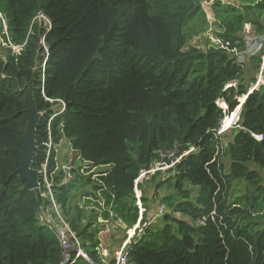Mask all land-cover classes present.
I'll return each mask as SVG.
<instances>
[{"label": "trees", "instance_id": "trees-1", "mask_svg": "<svg viewBox=\"0 0 264 264\" xmlns=\"http://www.w3.org/2000/svg\"><path fill=\"white\" fill-rule=\"evenodd\" d=\"M210 10L221 44L208 41L203 49L188 45L191 32L211 25L201 0H0L6 25L0 17V264L61 262L55 232L39 220L48 199L25 188L16 171L29 89L40 114L31 167L40 170L46 161L49 139V173L61 140L81 160L103 167L96 178L81 165L66 182L61 170L49 176L88 257L72 264H113L99 253V233L107 223L132 228L139 218V174L161 153L191 147L167 172L137 182L144 212L141 232L124 248L128 261L264 264V84L248 93L258 72L264 80V51L249 57V82L245 63L231 51L245 47L248 23L264 39V0H213ZM244 95L228 128L232 138L224 141L217 130L224 118L228 125ZM148 180L156 181L150 195L170 189L159 197L157 209L164 211L153 220L143 187ZM84 197L96 200L92 208ZM126 235L125 229L122 242Z\"/></svg>", "mask_w": 264, "mask_h": 264}, {"label": "built area", "instance_id": "built-area-1", "mask_svg": "<svg viewBox=\"0 0 264 264\" xmlns=\"http://www.w3.org/2000/svg\"><path fill=\"white\" fill-rule=\"evenodd\" d=\"M1 17V15H0ZM38 17H43L45 20V16L42 14H39ZM1 22L3 25L4 30L6 29L5 21L1 17ZM48 22V20H47ZM257 41V40H256ZM214 42L216 44H221L220 40L215 38ZM258 44H255L253 46H248L247 43L243 49H238V48H233L231 51L234 54L237 62L240 65H243L246 61L247 58L250 56L254 55L257 53L261 48H263L264 51V39L263 42L257 41ZM14 49H17V47H13ZM264 59V54L262 56ZM59 103V109L61 112L64 109V102L62 100H58ZM223 103V102H222ZM224 105V103H223ZM222 106V104H221ZM225 106V105H224ZM222 106V107H224ZM54 115V114H53ZM52 115V116H53ZM52 116L50 118H52ZM225 119V118H224ZM224 119L217 130V134H223L229 127H231L230 122L228 125L224 124ZM61 144V145H60ZM63 145V146H62ZM53 147L51 143V139L48 141V148H47V158L44 163L41 164L40 170H38V185L36 190L41 191L40 195L42 197H46L48 199V203L40 207V212H39V220L43 224H46L49 226L54 232L55 235L58 239L60 249H61V262L60 264H72L75 261V258L82 256L85 259H88L87 255L83 252L80 241L77 237L76 232L71 228L68 220L65 218L63 215L60 205L57 203L55 197L53 196V193L51 191V186H52V181L49 176L54 171L61 170L63 172V178L62 181L66 182V180L70 177V171L73 167L81 165V172L83 174H89L88 172H91V175H94L95 172L91 169V165L88 164L87 162L81 160L79 154L74 151L71 148V145L66 141V140H61L58 145H55V151L57 153L56 155V165L54 170L49 173L47 171V159L49 156L50 149ZM193 148H189L187 151L182 152L181 154H177V149H171L166 152L161 153L160 159L152 165V167L148 170H143L139 176L137 177L135 183L139 180H141L143 177H146L149 174L154 173L155 171H161L163 173L167 172L168 169L173 168L175 163L179 161V159L182 157V155L186 154L187 152L191 151ZM93 166V165H92ZM98 167V166H95ZM90 168V169H89ZM89 169V170H88ZM103 173L97 172L95 176H99ZM39 176H41V180H39ZM134 186V191H135V197H136V203L139 208V218L137 222L133 225L131 230L127 233L125 240H123L121 246L116 250L115 255L113 257L114 262L113 264H134L128 261V258L125 254L124 248L126 244L129 242L130 238L134 235L135 231L137 230L138 233L141 232V225H140V217L143 211L142 204L140 201V195L141 193L138 191L137 186ZM85 199H91V202L88 204L86 208H92L93 206V201H96L95 199H92L91 197H84ZM99 204H102V200L97 199ZM164 211V207L162 205H159L157 212L153 215L151 220L154 218L160 216ZM100 221L103 223H107V220H102L101 217L99 218ZM145 224H148L145 223ZM106 226V225H105ZM99 253L102 256L103 260H106L107 258V249L106 246L102 245L100 243L99 245Z\"/></svg>", "mask_w": 264, "mask_h": 264}, {"label": "rangeland", "instance_id": "rangeland-1", "mask_svg": "<svg viewBox=\"0 0 264 264\" xmlns=\"http://www.w3.org/2000/svg\"><path fill=\"white\" fill-rule=\"evenodd\" d=\"M212 1L213 0H201V7H202L203 11L206 14V17H207V19L209 21L208 23H210L213 20L212 12L210 10V4H211ZM224 1H231V0H224ZM42 18L43 17H38L39 20L42 19ZM46 22H47V20H46ZM213 29L214 28L212 27V24H211V25H208L206 31H203V32H200V33H197V34H193L191 32V37H190V40H189L188 45H191V46L192 45H194V46L197 45V46H199V47H201V48L204 49L205 46H207L208 41L216 44V42H214L215 37L212 34ZM242 35H243L244 41L247 43L248 46H253L255 44H258L257 41H263L261 38H257L256 37L257 34L255 32H253V27L249 23L245 25L244 30L242 32ZM245 67L248 70L247 76H246V81L249 82L251 80L252 76H254L253 63H251V60L249 58L245 62ZM259 73L260 72H258L255 75L256 82L259 79V75H258ZM258 83H263L264 84V80L260 77V80L258 81ZM252 85L253 84H250V87ZM218 104L219 105L222 104V106H224L221 100L218 101ZM223 134H224V136H223L224 141L230 140L232 138L231 132H230L229 129H227ZM91 169L93 170V172H95L94 175H92V177L93 178H96L95 175L97 174V172L101 171L103 169V167H100V166H98V167L91 166ZM260 172H261V174H262V176L264 178V168H261L260 169ZM88 173L89 174H92L91 172H88ZM156 178H158V177H156ZM156 178H155V180H157ZM155 182L156 181L148 180V181H145L143 183V187L146 190H149L148 191V194H147L148 200L146 202L147 205H148V211L150 212V213H148L149 214L148 215V220L150 218H152L153 215L157 212V205L156 204H158V202H159V197L161 195H163L165 192H167V191L170 190L167 186H164V187H160L157 191H154V194L150 195L149 192L151 190H153V186H154ZM138 191L140 192L139 189H138ZM142 208H143V206H142ZM142 212H144V208H143V211ZM159 219H155V222L156 223L158 222V224H157L158 226L160 225ZM262 224L264 226V219L262 220ZM140 225H141V223H140ZM125 229H126V233H128L131 230V228L129 229V228H124V227H121V226H117L114 223H107V233H106L107 235L106 234L104 235L105 232H100L99 233L101 235L100 238H102V237L105 236L104 237L105 239L104 240L101 239L102 240L101 242H102V244H104V245L107 246L106 247V249H107V260L112 259L114 257V255H115L116 250H118V248L121 246L119 244L122 242V238L124 237V231H125Z\"/></svg>", "mask_w": 264, "mask_h": 264}, {"label": "water", "instance_id": "water-1", "mask_svg": "<svg viewBox=\"0 0 264 264\" xmlns=\"http://www.w3.org/2000/svg\"><path fill=\"white\" fill-rule=\"evenodd\" d=\"M258 75H259V79H258L259 81L261 77V72ZM258 81L249 88L248 93H250L252 90L257 88ZM30 92L31 90L29 89L30 117L26 127L24 143L20 152L21 159L16 171L18 173L19 178L22 181H25V188L35 191L38 185L39 174H38V170L31 167V162L35 149L36 125L40 114L37 112L35 108V104L33 99L31 98ZM246 96L247 95H244L243 97L240 98V102L238 106L235 108L233 112L230 113V115H228L231 124L234 123L239 118V113Z\"/></svg>", "mask_w": 264, "mask_h": 264}, {"label": "crops", "instance_id": "crops-1", "mask_svg": "<svg viewBox=\"0 0 264 264\" xmlns=\"http://www.w3.org/2000/svg\"><path fill=\"white\" fill-rule=\"evenodd\" d=\"M101 232H105L104 235L107 233V225L104 226V228H103V230H102ZM104 235H103V236H104ZM106 235H107V234H106ZM104 237H105V236H104ZM104 237H102L101 239L104 240V239H105ZM102 240H101V241H102ZM101 243H102V242H101ZM102 245H104V244H102ZM104 246H105V245H104Z\"/></svg>", "mask_w": 264, "mask_h": 264}, {"label": "bare ground", "instance_id": "bare-ground-1", "mask_svg": "<svg viewBox=\"0 0 264 264\" xmlns=\"http://www.w3.org/2000/svg\"><path fill=\"white\" fill-rule=\"evenodd\" d=\"M225 125H227L225 122H224Z\"/></svg>", "mask_w": 264, "mask_h": 264}]
</instances>
